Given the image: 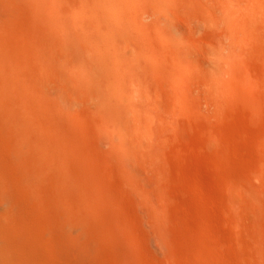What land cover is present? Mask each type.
<instances>
[{
    "label": "rangeland",
    "instance_id": "rangeland-1",
    "mask_svg": "<svg viewBox=\"0 0 264 264\" xmlns=\"http://www.w3.org/2000/svg\"><path fill=\"white\" fill-rule=\"evenodd\" d=\"M67 1L65 12L72 15L80 0L77 5ZM78 6L74 14L84 11L80 7L79 12ZM47 13L39 0H0L4 69L0 76L14 87L12 96H0V245L23 263L60 264L53 254V239L60 232L57 238L88 241L91 257H97V247H102L107 256L97 264L101 260L102 264H190L183 257L167 256L152 224L157 212L167 213L189 248L199 247L196 257L202 262L264 264V181L259 177L264 170V9L255 42L245 55L231 56L237 64L234 72L221 64L212 66L214 51L207 61V53L199 54L201 47L211 50L215 38L221 46L208 14L205 24L200 21L202 28L179 20L183 39L198 48L188 81L193 96L186 102L169 95L172 80L154 72L151 83L159 91L145 96L148 108L180 124L158 122L159 135L151 150L140 138L139 121L145 116L133 113L128 96H121L118 104L122 114L128 112L121 118L129 120L122 121L121 112L114 115L109 103L118 93L112 91L107 67L98 60L94 66L93 60L81 64L80 52L87 54L84 51L91 45L71 32L79 14L61 22L70 26L69 33L64 25L59 32L71 34L64 38L58 35L59 20ZM224 25L220 27L228 32ZM223 39L222 50L229 49V54L231 39ZM212 68L219 87L225 81L219 92L208 83ZM235 94L239 100H234ZM245 96H254L252 106L241 101ZM66 207L76 210L75 216ZM66 209L72 212L66 214ZM51 211L59 215L58 221ZM66 215L73 218L66 220ZM235 218L244 226L242 231L235 227ZM59 220L62 228L56 226L54 232ZM146 236H151L152 244L145 243ZM241 239L245 249L239 245Z\"/></svg>",
    "mask_w": 264,
    "mask_h": 264
},
{
    "label": "bare ground",
    "instance_id": "bare-ground-1",
    "mask_svg": "<svg viewBox=\"0 0 264 264\" xmlns=\"http://www.w3.org/2000/svg\"><path fill=\"white\" fill-rule=\"evenodd\" d=\"M39 1L42 4V6L44 7V9H46V11L49 13L50 17L54 18L56 21L59 20L58 23L56 22V25L57 26L59 25L60 27L58 26V28L59 29L62 28V30L60 29L61 31H58V33L64 31L65 29L67 32V29L70 27L69 25H68L69 27L68 26L66 27L65 26L66 24L65 25L62 24L61 22H63V20L66 19L68 21V20H70L69 19L70 17H73V15L75 16V15L79 14L78 16L74 17V19H73L74 26L72 24V26L74 28L77 27L75 29L76 32H75L74 28L72 29L71 32L72 33L74 32L75 34H77L79 36L78 38H80V39L85 38V40L84 39L83 40L91 45V47H89L90 45L88 46L89 47L88 51L87 50L84 51V52H87V54H83L82 53L83 51L80 52V54H81L80 57L82 59H80L81 61L80 60L79 61L82 62V60H83V62L81 64H89L90 65L89 62L91 60H93L91 63V66H94V65H92L93 62H95V61L97 62V60H98V61L102 62L107 67V71L110 73V75L108 73V76L107 75L106 76L112 77V79H110V81H112V85L114 87V89H112V91L115 90L118 93V94H116L117 99H114V100L112 99V100H110V103H109V104H112L113 109H115V112L114 111L113 112L116 114H114V115L116 116L117 114H119L121 112V115H122V116H120V118H121V117H123V115H126L128 113L124 110L126 113L124 112V114H122L123 111H121V110H123V108L121 110H119L121 108V106L118 103H119V100H123V98L121 96H126V99H128V97H129L130 101L128 104H131L129 106L133 109V113L135 114L137 112L136 114H140V115L143 113V115L145 116L144 117L145 119H143L142 121H139V122H141L140 123L141 124L140 130H142L141 134L143 133V136L140 134L141 135L140 138L144 137L145 143H147L146 145L148 146L147 149L150 148V150L153 149L154 144H155V140H156L155 138H157L159 135V133L156 129V124L158 122L164 123V122L170 121L169 123H170L171 127H173V125L178 126L180 124L178 122V120H176L174 117H171V119L168 120V118H167L168 115L166 116V118L158 116L157 114L154 113V111H152L148 108V105H147L148 100L145 96L150 97L153 95L154 92L159 91V88L156 85H152V83H151V79L153 77L154 72L156 71L157 73H159L161 79L168 78V79H170V81L172 80L173 85H172L171 90H169V92H168L169 95L179 96L181 99H184L186 102H189L191 96H193L191 86L188 83V81L190 80V78L192 76V70H191L192 68L190 66V62L192 59H195L194 57H198V55L196 56L197 52L199 51V54H201L200 52H202L203 55L207 53L206 56L204 55L205 56L204 59H206L207 56H209L211 58V56L213 55L212 53L214 51V54H215V55H213L214 57L212 56L211 59L209 57H207L212 61V64H213L212 66H214V68L217 67L218 64H221L223 67H226V68H231V69L234 68L233 66L237 65L236 63L234 64V60H236V59H232L233 57L231 58V56H234L233 54H235V55L238 54L239 56L245 55L246 51L255 42V39H256L255 33H256L257 21L259 19V14L264 9V0H80L79 6L77 4H75V3H78L79 0H77V2H75V0L74 1L72 0L73 1L72 3L78 6V11H79L80 7L84 11H82V12L79 11L80 13L76 12V14H74L75 11L77 10V6H76V10L74 12L71 11V9H70V11L73 14L68 15L69 11L67 10L66 11L67 13H66L65 9H64V5H67V2H69L67 0H39ZM73 4H71V5H73ZM71 5L69 7H71ZM75 5H73L74 8H75ZM67 7H68V5H67ZM74 8H72V10H74ZM207 14L211 17L212 26L214 25V27H212L213 31H215L214 35H215V37H217V35H218L217 38H218L219 44L221 45L218 48V46L214 43L216 38L214 37L215 38V40H214L213 34H212V38H213L212 40H214V42L213 43L211 41L210 42L212 44L216 45V48H218V50L216 48H214V49H216V51L213 49V47L215 45H212V44H210V46L208 45L209 47H211V50L210 49L207 50L208 48H206V47H201L199 50L198 48L195 47V45L193 46L191 43L189 44L188 42H186L183 39V27L180 24L179 20L180 19L185 20V22H186L185 25H187L188 27H199V26L203 27L202 24H205L206 18L209 17V16H207ZM66 16H67V18H64ZM68 16H70V17H68ZM198 16H199V18H198ZM219 16H222V17H219ZM219 18H223L224 22L226 23V24L225 23L224 24L226 26H229L228 32L222 30V28L220 27L224 24H223V22H222V24L220 23ZM66 20L64 21L65 23H66ZM192 20H194V21H192ZM200 21L202 22V24ZM213 21H215V22H213ZM63 25H64L65 29H63L64 28ZM225 25L223 26V28H225ZM209 26H211V25H209V23H208V27ZM202 27H199V28H202ZM217 27H219V28H217ZM199 28H197V29H199ZM77 29H79V30H77ZM216 30L219 32H217ZM66 32H64L65 35H66ZM69 32L70 31L68 29V33ZM68 33H67V35L69 37V35H71V34H68ZM212 33H214V32H212ZM75 34H74V36L76 37ZM58 35H63L65 38L64 34L59 33ZM80 35H81V37H80ZM82 35L84 37H82ZM225 36H226V38L228 37L231 39V42H228V44L233 45V48L229 54L226 52L229 50L228 47H227L228 50L225 51L226 48L224 50H222L223 45L220 43L221 41H224V39L222 40V38H225ZM58 37H60V36H58ZM70 37H73V36H70ZM66 39H68V38H66ZM225 40H227V39H225ZM71 41H73V40H71ZM196 43H198V42H196ZM226 43H224V44H226ZM72 44H75V43H72ZM72 44H71V47L73 46ZM228 44H227V46H228ZM73 48H75V47H73ZM197 49H198V51H197ZM223 51L227 53V56L225 55V53ZM210 54H211V56H210ZM112 55H114V56H112ZM77 57H79V55H77ZM111 57L112 58L114 57L113 58L114 62L112 61L110 63V59L112 60ZM238 58H240V57H238ZM94 59H96V60H94ZM204 59H203V61H204ZM72 60H73V58H72ZM2 61H3V52H2L1 47H0V73H2L4 70L3 66H2L3 65ZM206 61H207V59H206ZM51 63H52V60H51ZM94 64H97V63H94ZM89 65H87V66H89ZM206 65L207 64H205V66ZM210 65H211V62H210ZM197 66H198V63L196 65V68H195V66L193 68H195V70H196ZM238 66H236V67H238ZM83 68L86 69V67L82 65L81 69L85 70ZM219 69H221V68H219ZM100 70H101V68H100ZM76 71H78V70H76ZM85 71L83 72L84 74L88 73V71L86 73H85ZM204 71H206V70H204ZM224 71H225V69H224ZM232 71H233V69H232ZM211 72L212 73H210L208 75V77H209L208 83H211L210 85H212V87L216 91L218 90V92H219V88L225 83V81H223L224 83L222 82V85L219 87L220 84L218 85L217 73L215 74L214 69ZM89 73H90V71H89ZM201 73H202V71L199 72V74H201ZM206 73H208V72H206ZM225 73H227V71H225ZM90 74H89V76H90ZM218 74H219V71H218ZM233 74L235 75L237 73L235 72ZM81 75L83 76V74H81ZM82 76H80V77H82ZM86 76H87V74H86ZM102 77H103V75H102ZM102 77H100V78H102ZM95 78L97 79V77H94V79ZM80 79L84 80L82 78H80ZM80 79H79V82L81 81ZM94 79H91V80H93V82H94ZM96 79H95V81L99 80V79H97V80ZM82 83H83V81H82ZM91 83H92V81H91ZM85 84H86V82H85ZM87 85H88V83H87ZM96 85H95V87H96ZM1 86L4 88H1ZM107 86H108V84H107ZM192 87H193V85H192ZM13 88L14 87H13V84L11 83V81H9L8 79L3 80V79H1V76H0V96H12L13 95ZM100 89H101V87H100ZM208 89L209 88H207V90ZM86 90H88V89H86ZM115 91H114V94H115ZM210 91H212V90H210ZM95 92L96 91H94V93ZM104 92H106V91H104ZM235 92H237V91H235ZM90 93H92V92H90ZM209 94H210V92H209ZM210 95L212 96V93ZM107 97H109V96H107ZM90 99H92V98H90ZM101 99H100V101H101ZM239 99H240L239 96H237L235 94L234 100H239ZM105 101H106V99H105ZM241 101H244L248 105L252 106L254 101H255V98H254V96H245V99H242ZM113 105H115V106H113ZM109 112H107V113H109ZM96 113H97V111H96ZM131 115H132V113H131ZM186 115H187V113H186ZM111 116L113 117V113H111ZM181 117H184V116H181ZM123 118H121V119H123ZM125 118H126V116H125ZM135 118L137 119V117H135ZM127 120H129V118ZM127 120L123 119L122 121H127ZM129 124H130V122H129ZM115 126H113V127H115ZM118 126H119V124H118ZM160 126L161 125H159V127ZM107 127H109V126H107ZM134 128H137V127H134ZM174 128L176 129L177 127H174ZM174 128H172V129H174ZM119 129L121 131V127ZM131 129H132V127H131ZM113 130H117V129L113 128ZM122 131H124V130L122 129ZM113 132H115V131H113ZM129 136H130V134H129ZM134 137L135 136H133V138ZM127 138H128V135H127ZM136 138H138V137H136ZM142 140H143V138H142ZM134 141H135V139H134ZM259 177L264 181V170L261 172ZM66 208L68 209V207H66ZM67 209L65 210L66 214L71 213L73 211L72 215L75 216L74 213L76 210H73L70 208L72 211L66 212V211L70 210V209H68V210ZM50 213L58 221L59 215H57L55 212H52V211ZM67 216L68 215H66V217H65V218H67L66 220H68L71 217V216H68V217ZM65 218H64V220H65ZM71 218H73V217H71ZM82 218H84V217H82ZM56 222L54 221L55 224H56ZM60 223H62L61 220H59V223L57 222V224L55 225L54 232L57 231L56 226L58 228L59 227L62 228ZM58 224L60 226H58ZM152 224H153V226H154V228L158 234V238H159L161 244L164 245L166 248L165 251H167V254H168L167 256H169V258L171 260L177 259V258L181 259L183 257V258L187 259L188 262H190V264H209L206 261H205L206 263L202 262L203 261L202 259L201 260L197 259L196 251L198 250L199 247L196 250L194 248L193 249L189 248V246L187 245L188 242L179 233V229L177 228V226L174 225L172 219L167 215V213H163V214H160L157 212L153 213ZM92 225H94V224H92ZM234 225L236 228H238L241 231L244 229L243 228L244 226L242 225L241 221L237 218H235ZM61 232H62V229H61ZM58 233H60V232H58ZM58 233L57 232L55 233L56 238L53 239V254H54V256L57 257V259L60 260V264H95L96 261L98 263L100 261L99 259H104V257L107 256L106 253H105L106 255L103 253L102 247H101L102 250L99 249V247H97L100 250V251H98V249H97V252L95 250V252L98 254L97 257H96V255L95 256L93 255L91 257V255L89 254L90 251H89V249H87L88 244H89L88 241H84L85 239H83V241H81V240H76V239L72 240L71 238H68V239L67 238L66 239L57 238L56 235ZM246 235H247V233L245 234V236ZM58 237H61V236L58 235ZM65 237L63 236V238H65ZM89 237H91V236L89 235ZM86 240H87V238H86ZM93 241L94 240H92V243H93ZM89 242H90V240H89ZM145 243L147 245L152 244L151 236L145 237ZM181 244L182 245L184 244V246H186V247H183ZM239 245L243 249L246 248V243L244 242V239H241ZM180 247H183V248L188 247V249H182ZM90 248H92V247L90 246ZM94 248L95 247H93V249ZM198 251H197V253H199ZM200 253H201V251H200ZM202 255H204V254H202ZM205 255H204V257H205ZM108 258L109 257H107L106 259H108ZM245 258H246V256H245ZM174 261L176 262V260H174ZM102 262L103 261L101 260L100 263L102 264ZM0 264H27V263L26 262L23 263V261L21 259H16L12 255V251L9 248H7L5 245H0ZM28 264H30V263H28Z\"/></svg>",
    "mask_w": 264,
    "mask_h": 264
}]
</instances>
